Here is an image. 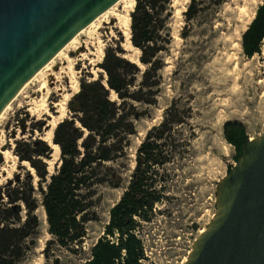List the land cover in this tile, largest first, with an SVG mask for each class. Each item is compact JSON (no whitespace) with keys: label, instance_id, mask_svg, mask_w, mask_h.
<instances>
[{"label":"rangeland","instance_id":"1","mask_svg":"<svg viewBox=\"0 0 264 264\" xmlns=\"http://www.w3.org/2000/svg\"><path fill=\"white\" fill-rule=\"evenodd\" d=\"M128 1L119 0L62 48L48 68L28 83L0 117V150L10 151L7 163L15 162L12 177L0 181V208L8 200L7 191L26 181L31 184V200H37L34 214L39 222L38 233L25 264H85L91 260V249L98 239L118 243L116 231L113 236L106 234L110 209L127 189L136 165L137 149L147 132L171 114L181 122L170 131L163 153L169 161L152 169L163 199L154 203L153 215L148 221L134 217L135 226L131 231L140 242V264H182L199 231L206 229L216 211L217 182L233 167L240 153L226 139L225 123L241 124L248 140L264 134V38L259 51L252 56L245 54L241 44L242 34L264 0H196L197 13L191 21H186L183 14L190 0H173V14L167 24L171 42L168 51L160 53L163 66L157 75L159 83L151 90H142L145 102L128 99L141 117L132 122L133 133L128 135L123 155L105 164L113 175L121 176V182L118 186L95 185L89 192L84 191L89 196L91 208L87 210L82 243L67 247L58 244L48 232L46 217L42 216L45 211L38 192L40 178L28 160H20L19 153L28 152L29 148L23 144L29 141L42 140L49 145L45 138L50 129L47 127L50 118L43 110L32 115L26 110L34 106L29 105L31 98L41 99L37 90L43 79L48 78V70L56 71V66H66L64 57L73 61L78 88L76 92L69 89L70 80L62 78L65 92L71 94L63 113L57 118L59 122L71 117L69 102L79 91L83 79L100 78L106 85V74L99 64L108 48H119L118 55L134 62L141 72L145 69L139 60L141 53L129 42V36L118 28L113 15L116 12L124 14ZM83 43L92 53L86 54L88 58L79 56L87 52ZM140 80L139 73L132 90L139 88ZM51 87L53 84H49ZM56 93L50 89L47 104L48 111L58 116L54 104L62 100V96ZM110 98L120 101L113 92ZM74 123L87 133L78 120ZM15 129H20L18 137ZM50 148L51 153L42 156L40 161L52 173L60 163V152ZM23 161L31 169H27ZM41 185L44 189L45 182ZM22 194H29L28 186ZM16 204L20 206V216L24 220L25 202L20 200ZM125 257L126 251L122 250L116 264Z\"/></svg>","mask_w":264,"mask_h":264},{"label":"trees","instance_id":"2","mask_svg":"<svg viewBox=\"0 0 264 264\" xmlns=\"http://www.w3.org/2000/svg\"><path fill=\"white\" fill-rule=\"evenodd\" d=\"M172 3L173 0H135L134 10L130 12V43L138 48L141 53L139 60L146 67L141 72L134 62L118 55L119 48L107 49L99 64L106 74L107 86L100 78L83 79L79 91L69 102L71 117L63 119L54 129L53 141L59 147L61 162L52 173L40 161L42 156L51 153L50 146L44 141L24 143L29 148L28 152H19L20 160H28L40 178L38 192L48 232L61 246L82 243L86 234L87 210L91 208L86 193L89 188L100 184L118 186L121 182V176L113 175L105 164L123 155L128 135L133 133L132 122L141 117L129 100L145 102L142 90H151L159 83L157 75L163 66L160 53L167 52L171 42L167 24L173 14ZM197 4L196 0H190L183 12L186 21L195 18ZM263 38L264 3L258 6L242 34L245 54L252 56L258 52ZM139 73V88L132 90ZM111 92L116 94L119 102L111 100ZM75 120L87 130L86 134L75 126ZM179 120L171 114L170 118H165L147 132L137 149L136 165L127 189L109 212L106 234L113 236L116 231L118 243L106 238L98 239L91 249V260L85 264H116L122 250L126 251L127 257L118 264H140V242L131 231L135 226L134 217L148 221L153 215L154 203L163 199L157 190L155 170L152 169L168 163L169 157L163 153L170 131L181 122ZM224 132L226 139L238 150L248 141L239 123L226 122ZM27 186L29 194L24 196L22 193ZM7 196L6 204L0 208V264H25L38 233L39 222L34 214L37 200H31L29 181L9 189ZM20 200L27 208L24 220L20 216L21 208L16 204Z\"/></svg>","mask_w":264,"mask_h":264},{"label":"water","instance_id":"3","mask_svg":"<svg viewBox=\"0 0 264 264\" xmlns=\"http://www.w3.org/2000/svg\"><path fill=\"white\" fill-rule=\"evenodd\" d=\"M117 1L0 0V114L29 79ZM215 201L212 220L183 264H264V134L242 146L217 182Z\"/></svg>","mask_w":264,"mask_h":264},{"label":"bare ground","instance_id":"4","mask_svg":"<svg viewBox=\"0 0 264 264\" xmlns=\"http://www.w3.org/2000/svg\"><path fill=\"white\" fill-rule=\"evenodd\" d=\"M119 1V0H118ZM117 1V2H118ZM117 2H115L114 4H116ZM128 5L126 6V10H125V13L122 14V13H119V12H116V13H113L114 15V18H116L117 20V23H118V28L122 29L124 33H126L129 38H130V15H129V11H132V8L134 6V3H135V0H129L128 1ZM113 4V5H114ZM112 5V6H113ZM111 6V7H112ZM109 7L107 10H105L101 15H99L96 19H94L91 23H89L86 27H84L83 29H81L79 31V33L69 42L71 43L72 41L75 40V38L83 33L88 26H90L91 24L94 23L95 20H97L100 16H103V14L107 13L109 11V9L111 8ZM130 42V40H129ZM68 44V43H67ZM67 44L65 46H67ZM84 44V48L86 49L87 52L85 53H81L79 54L80 57H84V58H88L87 57V53H90L92 54L91 52H89L87 46H86V43H83ZM65 46L63 47V49L65 48ZM138 50V48H136ZM61 51V50H60ZM59 51V52H60ZM63 51V50H62ZM61 51V52H62ZM139 51V50H138ZM58 52V53H59ZM60 52V53H61ZM57 53V55H58ZM78 53V52H77ZM103 53V51H102ZM56 55V56H57ZM55 58V57H54ZM53 58V59H54ZM53 59L48 63L46 64L43 68H41L31 79H29L25 84L24 86L21 88V90L18 92V94L12 99V101L21 93V91L28 85V83L37 75L39 74L42 70L48 68L49 64H51L53 62ZM64 60L66 61V66L64 65H61L60 67H58V69H56V71H52V70H48L49 73H48V78L45 77L43 79V81L41 82L40 84V87L38 88L37 90V93L38 95L40 96V93L42 95L41 99H37L36 97H33L31 98V102L29 103V105L33 104L34 106L32 107H29L26 111H28V113H30V115H32L34 112L38 111V110H43L45 111L46 115H48V117L50 118L48 121H47V127L50 128L48 129V134L46 135V142L54 149L58 150L59 151V147L58 145L54 144L53 141H52V130L56 127V125L58 124V120L57 118H59V116H61V114L63 113V110L65 109V105H66V102L67 100L69 99V96L71 93H68V92H65L67 89L65 87V85H63L62 83V78L63 77H68V79L70 80V85H69V89L71 90H75L76 92V89L78 88V83H77V80H76V77H75V72L73 71L72 69V66H73V61L70 60V59H67L66 57H64ZM58 70V71H57ZM50 79V80H49ZM67 79V78H66ZM49 84H53V87L49 88ZM50 89L54 92H57L56 94L59 95V96H62V100L58 101L57 103L54 104V107L57 108V113H58V116H55L53 114H51L49 111H48V104H47V96H48V93L50 91ZM40 92V93H39ZM11 101V102H12ZM10 102V103H11ZM10 103L5 107V109L2 111V113L0 114V117H2L3 113L5 112V110L7 109V107L10 105ZM29 115V114H28ZM15 132H16V137H18V134L20 133V129L18 131H16L15 129ZM252 140V139H250ZM10 157V151L9 150H0V158L2 160V163H1V160H0V181L1 180H5V179H8L10 177H12V175L14 174L15 170H14V166L15 165V162L13 164H9L7 163V159ZM23 165H25L27 167V169H31L27 162L26 161H23L22 162ZM7 174V175H6ZM43 218H45V213L42 215ZM204 229H201L199 232H203ZM186 257L183 259V263L186 261ZM182 263V264H183Z\"/></svg>","mask_w":264,"mask_h":264},{"label":"flooded vegetation","instance_id":"5","mask_svg":"<svg viewBox=\"0 0 264 264\" xmlns=\"http://www.w3.org/2000/svg\"><path fill=\"white\" fill-rule=\"evenodd\" d=\"M84 47V46H83ZM28 113V112H27ZM16 131H18V129H16Z\"/></svg>","mask_w":264,"mask_h":264}]
</instances>
